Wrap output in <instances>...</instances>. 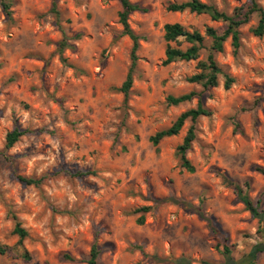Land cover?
I'll return each instance as SVG.
<instances>
[{
  "label": "rangeland",
  "instance_id": "374dc122",
  "mask_svg": "<svg viewBox=\"0 0 264 264\" xmlns=\"http://www.w3.org/2000/svg\"><path fill=\"white\" fill-rule=\"evenodd\" d=\"M10 1L11 17L0 6V242H17L11 209L29 233L24 245L32 259L10 254L0 264H86L94 243L99 264H175L181 257L218 263L222 246L209 222L234 258L247 253L259 241L258 221L225 179L249 181L250 197H261L264 208V37L251 33L257 19L241 28L237 55L230 39L216 54L234 79L231 88L220 77L218 87L204 90L187 82L198 61L162 65L163 27L179 23L204 34L223 24L168 10L186 0H131L144 11L129 17L139 49L124 103L118 89L131 66L133 41L122 34L119 0H55L59 19L51 13L54 0ZM200 1L228 14L247 3ZM257 2L264 9V0ZM64 39L68 46L60 52ZM206 55L202 51L199 60ZM191 91L199 95L190 102L167 104L168 96ZM199 97L212 114L196 123L188 153L195 172L188 173L176 151L189 120L157 148L149 138L196 108ZM15 127L30 133L6 150ZM85 171L96 175L71 176ZM19 176L45 179L36 188ZM145 207L150 210L139 211ZM257 264H264V254Z\"/></svg>",
  "mask_w": 264,
  "mask_h": 264
},
{
  "label": "trees",
  "instance_id": "16d2710c",
  "mask_svg": "<svg viewBox=\"0 0 264 264\" xmlns=\"http://www.w3.org/2000/svg\"><path fill=\"white\" fill-rule=\"evenodd\" d=\"M121 4V11L119 12V23L123 27L122 34L129 36L133 41V48L131 53V66L128 75L118 89L124 95V103L129 101L131 89L134 82V72L137 65L138 57L137 51L139 49V38L134 34L129 25V17L135 12L144 11L138 4L133 3L131 0H119ZM0 6L8 17L13 14V4L10 0H0ZM171 12H185L195 13L197 15H207L215 22H221L223 29L218 30L211 27L206 28L204 34L199 30L186 27L179 23L166 24L163 27V38L167 44L165 50V59L162 61L163 66H168L175 62L185 61H198L196 68L197 73L187 78V82L191 84H198L202 86L204 90L210 88H216L219 86L220 77L224 78V88L229 90L234 83V79L227 74L224 69L218 64L216 60V54L224 51V44L228 39L231 41V47L234 55H237L241 48V28L248 24L252 18L257 19L255 26L251 28V33L256 37H264V9L260 6L257 0H247V3L237 7L233 10L232 14L218 10L214 5L202 3L200 0H186L180 4H172L168 7ZM51 13L55 15L57 19L60 18V13L57 10V4L55 0L52 4ZM206 38L210 41V46H206ZM173 44L176 45L173 46ZM182 44H187L185 49H182ZM68 44L64 39L60 43V52L67 48ZM206 50L207 55L205 59L199 60L202 51ZM197 94L191 91L181 96H168L167 104L169 106H179L180 104L190 102ZM212 112L206 108L202 99L198 98L197 107L187 110L180 114L173 124L165 130L155 133L149 138V141L154 147H158L160 142L169 137L177 136L185 125L186 121L191 122V126L188 129L182 143L177 147L176 155L179 158L180 166L188 173H194L195 167L188 159V153L192 149V145L196 140V123L201 117H210ZM27 133L28 130H20L15 127L6 136L5 149H11L14 145ZM158 150V149H157ZM264 173L263 170H259ZM91 175H96L95 171L77 172L72 174V177L82 178ZM45 176L34 179L19 176L18 180L26 185L39 188ZM225 184L231 187L234 191L236 198L244 205L245 209L252 215L253 218L258 221V228L256 234L259 236V241L253 244L250 250L239 258L232 256L233 249L227 244L226 240L219 238L220 233L209 222L210 228L214 231V235L218 241V245L222 246L220 254L222 261L218 263L203 261L200 264H257L261 254H264V208L262 206L261 197L254 201L250 195V183L244 181L238 183L225 179ZM150 208H142L141 212H148ZM138 211V212H139ZM8 216L12 219L13 229L12 234L17 237V242L13 246H9L0 242V257L14 254L16 257L30 261L32 259L31 254L26 249L24 242L29 237L28 231L22 226L18 219L17 214L11 209L8 211ZM138 223L142 225L144 223V216L138 219ZM101 250L96 243H94L90 249L89 255L85 260L86 264H99V258ZM66 260L74 262L75 259L69 255L64 256ZM175 264H192L188 259L181 257L175 260Z\"/></svg>",
  "mask_w": 264,
  "mask_h": 264
}]
</instances>
